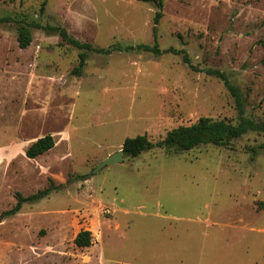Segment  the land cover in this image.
I'll list each match as a JSON object with an SVG mask.
<instances>
[{
	"label": "rangeland",
	"instance_id": "obj_1",
	"mask_svg": "<svg viewBox=\"0 0 264 264\" xmlns=\"http://www.w3.org/2000/svg\"><path fill=\"white\" fill-rule=\"evenodd\" d=\"M0 0V264H264V134L188 151L155 148L91 174L123 140L166 132L199 117L264 119V0ZM61 26L94 47L160 49L95 52L81 75L78 50ZM184 54L188 61L184 60ZM51 134L54 146L28 158ZM252 148H256L253 151ZM89 175V176H87ZM49 194L4 213L16 193ZM89 230L91 244L74 238Z\"/></svg>",
	"mask_w": 264,
	"mask_h": 264
},
{
	"label": "trees",
	"instance_id": "obj_2",
	"mask_svg": "<svg viewBox=\"0 0 264 264\" xmlns=\"http://www.w3.org/2000/svg\"><path fill=\"white\" fill-rule=\"evenodd\" d=\"M146 2H153L157 5L158 9L154 15V24L159 22L162 16V5L163 0H142ZM46 1L43 0L41 3V11L45 7ZM153 26L154 44H138V45H121L119 43L111 44L107 47H94L88 42L80 41L73 36L69 35L66 29L61 26L52 27H42L39 24L32 22L30 24L22 22L17 30V40L20 47H27L31 40L32 34L30 27H42L44 29H51L56 31L62 42L67 43L78 50V64L72 69V72L76 75H81L88 59V54L90 52L99 53L102 55H110L115 51H145L153 53L154 55H159L164 52L174 51L180 53L182 51H175L173 48L160 49L156 41V27ZM184 60L187 62L188 58L184 54ZM207 74L214 75L222 79L225 87L230 91L231 95L234 97L236 107L238 110V120L236 123H232L225 119H213L210 117L202 116L199 117L195 122L188 125H180L174 127L166 132L164 137L156 142H152L148 139L146 134H138L132 137H126L121 145L123 157L133 158L141 154L143 151L160 148L167 152L175 151H188L201 144H215L218 146L229 145L234 139L241 137L242 135L254 131L257 133L264 134V119L263 120H253L249 117L244 116L243 101L238 88L232 84L227 75L218 69L207 70ZM55 144L54 138L51 134H46L44 136L38 137L35 141L30 143L25 149V155L28 158H35L49 149H51ZM264 148V143L260 145ZM256 151V148H252ZM52 182L51 184L41 189L35 193L27 196H23L20 193H16V202L14 206L6 211L5 215H13L17 213L23 203L34 202L49 194V192L54 189ZM74 243L79 247H86L91 244V233L89 230H80L75 238Z\"/></svg>",
	"mask_w": 264,
	"mask_h": 264
},
{
	"label": "water",
	"instance_id": "obj_3",
	"mask_svg": "<svg viewBox=\"0 0 264 264\" xmlns=\"http://www.w3.org/2000/svg\"><path fill=\"white\" fill-rule=\"evenodd\" d=\"M123 161V153L122 149H119L117 152L107 156L103 161H101L92 171L89 175L97 173L102 168L109 166L114 163L122 162ZM87 175V176H89Z\"/></svg>",
	"mask_w": 264,
	"mask_h": 264
}]
</instances>
